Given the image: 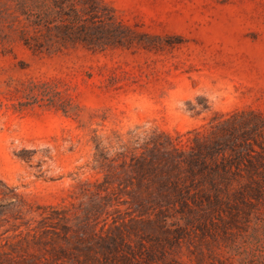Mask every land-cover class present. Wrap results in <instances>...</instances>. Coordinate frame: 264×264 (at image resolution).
I'll return each instance as SVG.
<instances>
[{"label": "rangeland", "instance_id": "1", "mask_svg": "<svg viewBox=\"0 0 264 264\" xmlns=\"http://www.w3.org/2000/svg\"><path fill=\"white\" fill-rule=\"evenodd\" d=\"M98 1L124 29L103 51L34 54L0 18V264H119L104 251L114 243L90 237L104 223L115 235L114 220L126 224L117 245L127 264L145 259L139 241L159 243L156 264H264V198L190 223L172 216L165 231L128 225L119 202V212H101L95 162L96 144L113 157L120 142L190 137L243 112L264 117V0ZM113 174L121 201L125 173ZM237 209L248 215L232 227ZM59 212L82 239L70 231L65 243L48 228L57 221L45 217Z\"/></svg>", "mask_w": 264, "mask_h": 264}, {"label": "trees", "instance_id": "2", "mask_svg": "<svg viewBox=\"0 0 264 264\" xmlns=\"http://www.w3.org/2000/svg\"><path fill=\"white\" fill-rule=\"evenodd\" d=\"M0 9V18L7 20L18 40L34 54L57 52L76 44L93 52L103 51L124 40V29L116 21L113 10L98 0H0ZM187 134L191 136L184 138L177 134L172 138L160 134L140 141L120 142L113 157L96 144V168L104 173L100 184L104 194L98 195L101 212L108 215L107 208H112V213L119 212L113 203L119 202L125 206L128 225L165 231L172 216H182L190 223L198 216L223 212L233 205L249 206L251 200L264 198L263 116L233 114L210 121L204 130L194 129ZM115 170L125 173L117 182V187L122 186L127 196L121 201L113 198V180L118 177L113 174ZM240 211L248 215L245 209L230 212L232 227L236 226ZM59 214L62 213L45 217L57 221L48 226L55 230L56 237L59 229L65 234L60 237L65 243L70 239L66 235L70 231L71 238L82 239ZM97 219L93 217V221ZM62 220L64 224H60ZM116 223L112 222L115 235L110 234L111 227L105 229L104 223L100 234H93L92 230L90 237L95 243H114L112 249L104 247V251L117 263L127 264L130 258L117 245L126 243L120 229L126 224ZM147 239L156 241L154 237ZM158 244L149 243L146 247L139 241L142 251L138 256L144 253L146 257L138 261L132 254V259H136L133 264H156L153 251Z\"/></svg>", "mask_w": 264, "mask_h": 264}]
</instances>
